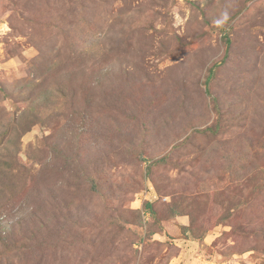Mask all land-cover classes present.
<instances>
[{"label":"rangeland","instance_id":"rangeland-1","mask_svg":"<svg viewBox=\"0 0 264 264\" xmlns=\"http://www.w3.org/2000/svg\"><path fill=\"white\" fill-rule=\"evenodd\" d=\"M0 264H264V0H0Z\"/></svg>","mask_w":264,"mask_h":264}]
</instances>
